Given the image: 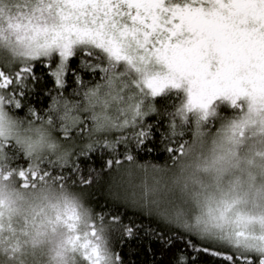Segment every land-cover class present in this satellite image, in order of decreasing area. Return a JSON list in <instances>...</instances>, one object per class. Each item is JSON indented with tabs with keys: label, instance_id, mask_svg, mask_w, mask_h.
<instances>
[{
	"label": "snow or ice",
	"instance_id": "obj_1",
	"mask_svg": "<svg viewBox=\"0 0 264 264\" xmlns=\"http://www.w3.org/2000/svg\"><path fill=\"white\" fill-rule=\"evenodd\" d=\"M73 58L96 79L86 81L72 69ZM38 65L53 81L43 111L27 102L41 79ZM70 74L74 87L67 92ZM182 83L189 85L186 111L199 109L204 120L219 97L238 108L247 97L246 114L232 129L233 139L244 137L245 128L255 123L252 117L264 114V0H0V180L14 179L21 189L90 186L96 170L89 166L85 175L81 159L108 152L103 167L109 170L112 199L177 229L155 235L165 247L179 240L196 258L203 254L215 264H264V183L257 187L255 174L248 173L247 189L242 177L226 187L217 178L218 196L195 193L185 201L181 193L174 200L159 176L169 165L140 164L134 155L133 149L152 150L146 149L154 140L146 118L157 109L149 98ZM8 114L29 131L46 128L55 141L51 150L33 153L5 136ZM182 136L173 126L161 140L173 167L191 143ZM16 148L20 152L10 159ZM193 184L207 193L202 181ZM4 219L0 201V234L7 230L19 250L17 229L10 216L7 226ZM78 219L67 206L64 215L57 211L55 216L71 233L66 243L75 254L72 264H123L113 246L121 217L105 223V215L91 208L83 232L76 230ZM139 227L123 225V238H134ZM189 259L182 251L175 264H189Z\"/></svg>",
	"mask_w": 264,
	"mask_h": 264
},
{
	"label": "clouds",
	"instance_id": "obj_2",
	"mask_svg": "<svg viewBox=\"0 0 264 264\" xmlns=\"http://www.w3.org/2000/svg\"><path fill=\"white\" fill-rule=\"evenodd\" d=\"M245 114L237 119L223 120L215 132L205 128L203 122L197 125L190 145L185 148L184 156L175 167L169 165L159 174L162 183L168 187L171 199H177L181 193L185 201H190L195 193H200L201 196L215 193L218 196L217 178L220 179L221 186L226 187L229 180L242 177L247 189L249 172L256 175L257 187L264 183V156L257 155L264 153V124L261 123L264 114L252 117L255 123H250L245 128L243 138H232L234 125ZM27 128V125L21 126L17 117L6 115L5 136L18 139L22 147H30L33 153L51 150L49 145L55 141L46 128H41L39 132L36 131V126L30 131ZM41 135L44 137L43 143H39ZM57 152L60 150L57 149ZM157 167L162 168L159 165ZM205 168L208 170L205 171ZM193 180L202 181L207 193L199 184H193ZM185 182L188 185L186 189L183 187ZM0 201L5 205L4 223L7 226L10 216L23 251L42 254L45 258L43 264H72L75 254L66 243L71 233L63 222H55V216L57 211L64 215L67 206L68 212L79 217L75 221L76 230L86 231L91 207L81 193L69 185L59 188L48 184L36 189H21L14 179H9L0 180ZM49 219L54 222L49 223ZM20 230L25 234H21ZM3 234L5 237L10 235L7 230Z\"/></svg>",
	"mask_w": 264,
	"mask_h": 264
},
{
	"label": "trees",
	"instance_id": "obj_3",
	"mask_svg": "<svg viewBox=\"0 0 264 264\" xmlns=\"http://www.w3.org/2000/svg\"><path fill=\"white\" fill-rule=\"evenodd\" d=\"M70 67L78 71L86 81L96 79V77L80 69L78 58H73L70 62ZM36 73L41 79L36 84L35 93L28 96L27 102L36 109L43 111L50 103L47 90L53 88V81L47 75L45 67L38 65ZM67 79L68 88L66 91L71 92L74 87L72 75L70 74ZM149 99L155 104L157 109L156 112L146 118L147 122L153 126L154 140L146 145V149L150 148L152 149L151 151L133 149L134 155L140 164L159 165L162 167L166 164L170 165L168 153L164 151L161 140L165 134L173 129V126L183 133L182 139L191 140L198 124L203 122L205 128L215 132L223 120L234 119L237 115V111L233 108L220 107L211 117L202 122L197 123L193 116L189 115L188 122L183 124L178 116V118L172 117V111L177 108L181 101L177 93L167 91ZM20 115L23 116L24 113L21 112ZM120 151L123 152V148ZM16 152H20L19 148H16L9 158H15ZM108 157V152H97L91 156L90 160L81 159L80 164L84 169V174H88V168L91 166L96 170L95 179L90 186L72 185L71 183H69V186L82 194L87 205L95 213H103L105 215V223H109L113 215L121 217V221L115 225L120 231L113 234V246L114 250L120 253L123 264H175L177 255L182 251L190 258L189 264H192L193 260H195V264H215L211 257L203 254L196 258L195 254L179 240H175L170 248L165 247L157 238H154L155 235L162 233L167 236L169 232H178L177 229L167 227L164 222L159 221L153 215H149L140 207L113 200L110 195L107 175L109 170L103 167L104 160ZM21 163H24V161L21 160ZM125 224L140 226L136 236L130 240L123 238L122 227ZM146 229L152 230L153 234H146ZM179 235L192 239L194 243H199L194 237L187 236L183 232H179ZM122 240L123 242H121ZM11 253L12 249L5 248L0 264H26L25 260L20 259L21 257L18 258L16 256L15 259H12ZM44 259L39 264H43Z\"/></svg>",
	"mask_w": 264,
	"mask_h": 264
},
{
	"label": "rangeland",
	"instance_id": "obj_4",
	"mask_svg": "<svg viewBox=\"0 0 264 264\" xmlns=\"http://www.w3.org/2000/svg\"><path fill=\"white\" fill-rule=\"evenodd\" d=\"M163 70L166 71V69H163ZM188 88H189V85L187 83H182V86L180 88H173L170 86L169 88L165 89L164 92L174 91L180 96V99H181L177 108L174 111H172V117L175 118L178 116L180 120L182 121V123L186 124L188 122L189 115H192L197 123L202 122L204 119H202L203 113L201 110L194 109L191 112H187L185 109V105H187L188 100H189V94L187 91ZM237 103L241 105L242 107L240 108L235 107L233 106L232 101L230 99L226 97H219L218 99L214 101L209 111L211 113H214L220 107L231 108V109L233 108L234 110L237 111V115L235 116L234 119H237L238 117L243 115V113L247 110V105L250 103V101L247 97H244V98H241ZM209 117H211V115H209L208 118ZM140 175L142 174H138L137 179H139ZM4 237H5L4 234H0V240H3V243H0V260L3 258V251L5 250V248L12 249V253H11L12 259H15L16 256H18V258L21 257L20 259L25 260L26 264H32V263L39 264L44 258L42 254H38L35 251H32L30 253L23 251L21 245H20L19 250H14L12 247V243L15 240V238L12 237L11 234L7 236L9 237L8 239H4ZM50 259L51 258L49 257V260Z\"/></svg>",
	"mask_w": 264,
	"mask_h": 264
}]
</instances>
